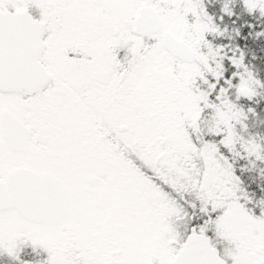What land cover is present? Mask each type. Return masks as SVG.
I'll use <instances>...</instances> for the list:
<instances>
[{
    "label": "snow or ice",
    "instance_id": "1",
    "mask_svg": "<svg viewBox=\"0 0 264 264\" xmlns=\"http://www.w3.org/2000/svg\"><path fill=\"white\" fill-rule=\"evenodd\" d=\"M3 264H264V0H0Z\"/></svg>",
    "mask_w": 264,
    "mask_h": 264
},
{
    "label": "rangeland",
    "instance_id": "2",
    "mask_svg": "<svg viewBox=\"0 0 264 264\" xmlns=\"http://www.w3.org/2000/svg\"><path fill=\"white\" fill-rule=\"evenodd\" d=\"M0 264H3V261H0Z\"/></svg>",
    "mask_w": 264,
    "mask_h": 264
}]
</instances>
